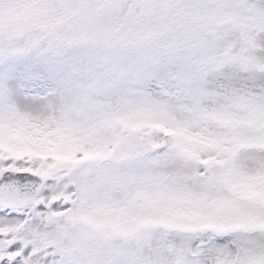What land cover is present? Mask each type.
I'll return each instance as SVG.
<instances>
[{"label":"snow or ice","instance_id":"6c2138e0","mask_svg":"<svg viewBox=\"0 0 264 264\" xmlns=\"http://www.w3.org/2000/svg\"><path fill=\"white\" fill-rule=\"evenodd\" d=\"M0 264H264V0H0Z\"/></svg>","mask_w":264,"mask_h":264}]
</instances>
